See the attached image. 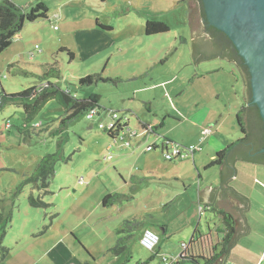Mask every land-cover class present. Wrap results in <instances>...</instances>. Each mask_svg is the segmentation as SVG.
<instances>
[{
	"label": "rangeland",
	"instance_id": "obj_1",
	"mask_svg": "<svg viewBox=\"0 0 264 264\" xmlns=\"http://www.w3.org/2000/svg\"><path fill=\"white\" fill-rule=\"evenodd\" d=\"M12 1L27 10L43 2L49 11L47 18L26 21L0 54V92L39 84L47 65L59 71L52 82L79 98L99 95L101 110H115L132 128H139L140 121L155 124L157 134L183 151L199 149L168 160L160 146L143 149L145 141L130 154L141 138H132L129 146L112 139L99 126L109 120L103 112L93 119L84 113L61 128L64 113L54 100L21 131L23 109L7 105L0 110V214L5 219L11 215V221L0 223V238L6 226L2 245L9 248L4 261L0 253V264H165L162 254L177 256L181 241H188L196 226L206 228L212 217L202 213L200 218L199 189L219 186L221 176L219 168L205 166L243 137L237 113L244 103V84L238 68L219 57L193 63L189 7L181 0ZM154 19L168 22L171 30L146 34L147 21ZM95 73L114 81L78 84L79 78ZM156 83L161 84L136 93ZM151 96L153 101L142 102ZM205 128L210 132L204 133ZM58 151L51 193L40 195L32 184L19 188L43 156ZM146 162L149 167H139ZM236 167L238 177L231 184L248 197L249 212L256 214L264 209V166L237 161ZM130 168L138 181L131 189L136 198L119 207L103 206L109 193L130 194L121 187ZM30 196L49 205L32 206ZM133 217L142 219L138 237L149 227L161 240L149 251L133 239L129 254L113 257L107 251L120 236L117 228Z\"/></svg>",
	"mask_w": 264,
	"mask_h": 264
},
{
	"label": "trees",
	"instance_id": "obj_2",
	"mask_svg": "<svg viewBox=\"0 0 264 264\" xmlns=\"http://www.w3.org/2000/svg\"><path fill=\"white\" fill-rule=\"evenodd\" d=\"M200 5L202 6V0ZM180 2L185 3L186 0ZM48 7L43 2H38L35 6L25 9L19 6L12 0H0V54L8 48L17 33L21 32L25 22H33L39 18L48 17ZM202 21L204 20L205 12L202 11ZM207 23V22H206ZM105 29H112L110 26H102ZM208 30L211 31L210 38L214 39L219 36L223 43L216 42L222 47L221 55L230 62L234 63L239 70L240 77L244 84V103L241 110L237 113V119L240 124V129L243 137L237 139L228 147L218 151L213 160L205 166V169L219 168L221 182L220 188L227 192H233L243 207L249 204V199L244 194L235 190L231 186L232 181L238 174L236 167L237 161H244L264 166V152L261 149L264 147V121L260 114V109L257 104L252 102V87L251 75L243 58L239 55L237 48L234 46L230 38L217 28L208 25ZM171 30V26L164 20H148L146 23V34H161ZM207 33V32H206ZM65 50V48H62ZM68 51V50H67ZM70 57L73 59L74 54L69 51ZM59 71L53 67L46 65L40 76L39 84L25 88L19 92L6 93L4 90L0 92V110L7 105H18L24 111V123L21 131L31 127V122L34 117L44 108L51 100H54L62 109L63 116L60 119V127H67L72 121L85 113L87 114L94 107L101 108L99 105V95L89 96L88 98H79L70 89L62 88L57 82L50 80L51 76H58ZM114 81L112 78H103L101 74H88L79 78L78 84L81 86L98 84L99 82ZM114 139V135L108 133ZM62 145V144H60ZM61 160L60 152L48 153L40 160L33 174L28 177L19 187L23 188L25 184H32L34 188L39 190L41 194L51 193L50 185L55 176L56 164ZM131 178V186L133 187L138 181ZM130 196L122 193H109L103 199V206L109 207L113 205H122L125 200H129ZM29 203L32 206L40 207L47 206L40 196H30ZM210 212L222 217V226L211 228L204 231L195 228L192 236L188 241H183L187 244L185 251L177 257L170 259L174 260V264H220L238 240L250 232V224L244 215L247 210L236 206L235 209L242 212L241 217H236L232 211L225 208H220L216 204L209 205ZM143 219L145 220L147 212ZM11 221V215L4 218L3 213L0 214V223ZM142 219L135 217L128 218L117 228L119 237L116 245L108 249V253L113 257L119 258L122 255L129 254L128 244L131 240H137L140 243L143 231L139 237L137 231L142 228ZM2 236L0 238V253L1 259L4 261L9 253V248L2 245L3 238L6 233V226L2 225ZM160 236V235H159ZM161 238V237H160ZM89 255L94 260H97L96 255L87 250ZM132 257L130 256L131 259ZM127 259V261H128ZM153 259V256L149 258ZM1 260V261H2ZM141 264H148L143 262Z\"/></svg>",
	"mask_w": 264,
	"mask_h": 264
},
{
	"label": "water",
	"instance_id": "obj_3",
	"mask_svg": "<svg viewBox=\"0 0 264 264\" xmlns=\"http://www.w3.org/2000/svg\"><path fill=\"white\" fill-rule=\"evenodd\" d=\"M202 3L208 24L230 38L247 65L251 75L252 102L259 107L264 121V0H202ZM189 4L193 63L225 58L221 55L222 47L206 33L200 1ZM200 201L230 210L236 217L242 216L236 206L247 210L250 204L243 207L233 192L220 187L201 190Z\"/></svg>",
	"mask_w": 264,
	"mask_h": 264
},
{
	"label": "crops",
	"instance_id": "obj_4",
	"mask_svg": "<svg viewBox=\"0 0 264 264\" xmlns=\"http://www.w3.org/2000/svg\"><path fill=\"white\" fill-rule=\"evenodd\" d=\"M160 84L161 83H156V84H152L151 86L141 87L139 90H136L137 91L136 93L137 94L138 93H146L147 91H151V89L154 86H157V85L159 86ZM162 84H164V83L162 82ZM151 97L152 98H149V97L143 98L142 102H145V101L150 102V101H153L155 99L154 98L155 96H151ZM103 108H105V107H103ZM128 127L130 129H132L133 131H136V136H134L133 138H136V137L141 138L140 141L138 142L137 147H134L132 149V152H130V154H133V153L135 154L136 151L138 150V148H140L144 144L145 141H148L147 142L148 144H146V146L143 149L147 148V150L152 149V147L157 148L159 146L161 147V149H166L167 147H170L172 144H174V142L172 140L165 138V137H162L160 134H157L155 132V130H157V128L155 127V124L151 125V123L140 121L139 122V128H132L130 122H128ZM140 132H141V136H140ZM153 136H155V137H153ZM142 140H144V141H142ZM143 165H146L147 167H149L150 162H146V163L140 165L139 167L142 168ZM141 168H139L137 170L139 172L143 173V170H141ZM128 176L129 177L126 178L124 175H122L123 183L121 184V187H123L124 190L127 189L130 191V194H127L130 196V199H135L137 196V192H135V191L132 192V190H131L132 186H131L130 180L132 177H135L136 175L132 173L131 168H130V170H128ZM142 177L146 179L145 176H142ZM142 177L138 176V178H141V179H142ZM237 177H238V174L234 178V180H236ZM231 186L232 187L235 186L234 187L235 190L239 191L238 186L233 185V184H231ZM142 187H144L143 184H142ZM207 187H220V185L219 186L218 185H206L205 188H207ZM201 190H203V189H199V202H198V204L200 205V209H199L200 218H201L202 213H210L212 215L210 220L206 222V224H207L206 228L201 229V230L208 231L211 228L221 227L222 226V217L209 211V209H210L209 205H211V204L200 201V191ZM115 206L119 207L120 205H113V206H109V207H115ZM220 208H223V207H220ZM249 211H253V210L248 209V211L244 214L246 216L249 224H250L251 230H250L249 234L238 240V242L233 247L231 252L223 260L222 264H264V209H259L258 212L254 211L256 214H253L252 212H249ZM211 222H213V223H211ZM191 224H192V222H190V225ZM199 224H200V221L197 225H199ZM196 227H198V226H196ZM163 228H165L164 229L165 231L168 229V227H166V226ZM195 228L193 229V231L195 230ZM161 231H162V229H161ZM193 231H192L191 235L189 236V239L192 236ZM160 240H161V238H160ZM182 242L183 241H181V243ZM181 251L177 256H179L181 254ZM162 256L167 257L166 254H162ZM177 256H175V257H177Z\"/></svg>",
	"mask_w": 264,
	"mask_h": 264
},
{
	"label": "built area",
	"instance_id": "obj_5",
	"mask_svg": "<svg viewBox=\"0 0 264 264\" xmlns=\"http://www.w3.org/2000/svg\"><path fill=\"white\" fill-rule=\"evenodd\" d=\"M102 112L107 115V117H109V120L107 124L101 122L99 126L101 128H105L108 133L114 135V139L119 138L124 141L126 146L131 145L130 140L136 136V131H133L128 127L129 119L127 120L125 117H120L115 110L106 108L101 110V108L94 107L87 112L86 117L87 119H93L95 116H99ZM9 126L10 125L8 124V127ZM209 132V128L204 129V133ZM198 149L199 148H194L191 146L190 148H187L186 151H183V149H181L178 144H172L170 147L164 149V152L166 151L165 158L168 160H173L175 158L183 159L189 155V152L194 154V152ZM105 158L108 159L111 158V156H105ZM159 242L160 236L156 231L151 228H147L143 231L140 239V244L142 247L149 251H154ZM181 247L182 251H185L187 244L182 242ZM163 260L165 261V264H174V260L168 257H163Z\"/></svg>",
	"mask_w": 264,
	"mask_h": 264
},
{
	"label": "flooded vegetation",
	"instance_id": "obj_6",
	"mask_svg": "<svg viewBox=\"0 0 264 264\" xmlns=\"http://www.w3.org/2000/svg\"><path fill=\"white\" fill-rule=\"evenodd\" d=\"M192 1H194V0H186V2L189 4L190 2H192ZM185 2V3H186ZM190 5V4H189ZM202 5H203V3H202ZM201 9H202V6H201ZM203 12H205L204 11V6H203V10H202ZM201 11V12H202ZM196 15V14H195ZM202 15V14H201ZM206 16V15H205ZM202 19H203V17H202ZM207 22V23H206ZM203 23H204V27L206 28V32H207V35L209 36V37H211L210 36V33H211V31L210 30H208L207 29V27H208V21H207V19L204 17V20H203ZM215 41L216 42H220L221 44L223 43V40L221 39V37L219 36L218 38H215Z\"/></svg>",
	"mask_w": 264,
	"mask_h": 264
}]
</instances>
